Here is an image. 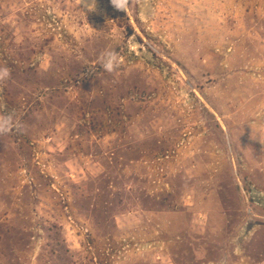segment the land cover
I'll use <instances>...</instances> for the list:
<instances>
[{
	"label": "rangeland",
	"instance_id": "1",
	"mask_svg": "<svg viewBox=\"0 0 264 264\" xmlns=\"http://www.w3.org/2000/svg\"><path fill=\"white\" fill-rule=\"evenodd\" d=\"M0 67V264L264 263V0H0Z\"/></svg>",
	"mask_w": 264,
	"mask_h": 264
},
{
	"label": "clouds",
	"instance_id": "2",
	"mask_svg": "<svg viewBox=\"0 0 264 264\" xmlns=\"http://www.w3.org/2000/svg\"><path fill=\"white\" fill-rule=\"evenodd\" d=\"M111 4L117 10L126 11L129 0H111ZM99 64L102 69L108 73H112L119 65V57L117 53L111 50L102 52L98 58ZM10 78V71L6 67H0V82H3ZM20 125L14 121L12 115H0V134H8L14 129L19 130Z\"/></svg>",
	"mask_w": 264,
	"mask_h": 264
},
{
	"label": "crops",
	"instance_id": "3",
	"mask_svg": "<svg viewBox=\"0 0 264 264\" xmlns=\"http://www.w3.org/2000/svg\"><path fill=\"white\" fill-rule=\"evenodd\" d=\"M156 214H158V215H156L157 217H164V216H166V215H164L163 213H156ZM239 229V228H238ZM237 231V234H238V232H240L239 230H236ZM261 264H264V263H261Z\"/></svg>",
	"mask_w": 264,
	"mask_h": 264
}]
</instances>
